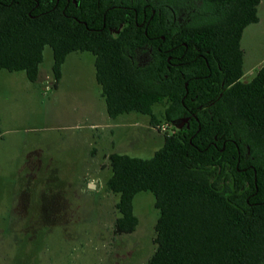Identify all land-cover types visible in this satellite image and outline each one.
<instances>
[{
	"label": "trees",
	"instance_id": "obj_1",
	"mask_svg": "<svg viewBox=\"0 0 264 264\" xmlns=\"http://www.w3.org/2000/svg\"><path fill=\"white\" fill-rule=\"evenodd\" d=\"M261 1L0 0V74L36 81L50 46L56 87L68 55L90 52L110 117L158 124L161 104L183 122L151 158L109 155L116 233L135 231L137 193L155 196L147 264H264V66L243 81L241 47Z\"/></svg>",
	"mask_w": 264,
	"mask_h": 264
},
{
	"label": "rangeland",
	"instance_id": "obj_2",
	"mask_svg": "<svg viewBox=\"0 0 264 264\" xmlns=\"http://www.w3.org/2000/svg\"><path fill=\"white\" fill-rule=\"evenodd\" d=\"M258 16L241 39L243 81L264 66V0ZM136 57L145 63L149 55ZM94 64L90 52L70 53L55 87L46 46L36 81L1 71L0 264H147L156 249L159 210L150 191L134 197L135 231L116 233L109 155L151 158L183 122L165 121L161 104L153 107L158 124L137 112L110 117Z\"/></svg>",
	"mask_w": 264,
	"mask_h": 264
},
{
	"label": "water",
	"instance_id": "obj_3",
	"mask_svg": "<svg viewBox=\"0 0 264 264\" xmlns=\"http://www.w3.org/2000/svg\"><path fill=\"white\" fill-rule=\"evenodd\" d=\"M118 32H119V31H117V30H113V31H112V33H113L114 35H117Z\"/></svg>",
	"mask_w": 264,
	"mask_h": 264
},
{
	"label": "crops",
	"instance_id": "obj_4",
	"mask_svg": "<svg viewBox=\"0 0 264 264\" xmlns=\"http://www.w3.org/2000/svg\"><path fill=\"white\" fill-rule=\"evenodd\" d=\"M259 20H260V18H259ZM65 62H66V61H65ZM62 77H63V74H62ZM61 79H62V78H61ZM61 79H60V80H61ZM59 82H60V81H59ZM59 82H58V83H59Z\"/></svg>",
	"mask_w": 264,
	"mask_h": 264
}]
</instances>
